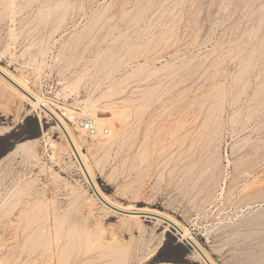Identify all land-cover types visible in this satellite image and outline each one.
Returning <instances> with one entry per match:
<instances>
[{
    "label": "rangeland",
    "instance_id": "rangeland-1",
    "mask_svg": "<svg viewBox=\"0 0 264 264\" xmlns=\"http://www.w3.org/2000/svg\"><path fill=\"white\" fill-rule=\"evenodd\" d=\"M45 61L78 100L43 95ZM0 66L58 113L117 119L94 138L67 121L111 202L215 264H264V0H0ZM54 126L0 78V264H204L105 208Z\"/></svg>",
    "mask_w": 264,
    "mask_h": 264
},
{
    "label": "bare ground",
    "instance_id": "bare-ground-1",
    "mask_svg": "<svg viewBox=\"0 0 264 264\" xmlns=\"http://www.w3.org/2000/svg\"><path fill=\"white\" fill-rule=\"evenodd\" d=\"M64 2V1H63ZM63 2H62V4H63ZM57 5H59V3L57 4ZM56 6V5H55ZM61 6H63V5H61ZM55 8H57V10H58V8H59V6L58 7H55ZM69 8V7H68ZM60 9H61V7H60ZM66 12H67V10H66ZM124 12V11H123ZM62 20V19H61ZM132 22V21H131ZM58 27V26H57ZM54 31V30H53ZM42 46V45H41ZM38 48V47H37ZM41 49V48H40ZM32 51V50H31ZM34 52V51H33ZM30 54V53H29ZM41 54V53H40ZM44 54V53H43ZM33 55V54H32ZM37 54H35V56H34V58L35 59H37V56H36ZM29 56H31V54L29 55ZM33 57V56H32ZM31 57V59L32 60H35V59H33ZM42 57V56H41ZM30 59V58H29ZM30 59V60H31ZM31 60V61H32ZM40 62H42V61H40ZM30 63V65H31V62H29ZM34 63H37V61L36 62H33V64ZM28 64V63H27ZM38 65L40 66L41 64L40 63H38ZM32 66V65H31ZM31 66H29V67H31ZM35 66H37V65H35ZM34 66V67H35ZM38 66V67H39ZM27 67H28V65H27ZM32 68H33V66H32ZM35 68H37V67H35ZM35 68H34V70H35ZM40 68V67H39ZM39 70V69H38ZM36 71H37V69H36ZM38 72V71H37ZM38 76V75H37ZM227 76V75H226ZM107 77V76H106ZM0 78L2 79V80H4L13 90H15L16 92H18L23 98H25L28 102H29V104H30V106L32 107V109L34 110V109H40L41 110V112H43V115L44 116H47V117H50V119H52V120H54L55 121V126L53 127V129H55V130H57L58 131V133H59V135H60V137L61 138H63L65 141H66V143H67V146H68V148H69V150H70V154L75 158V164H76V166H77V168H78V170L82 173V175L84 176V178H85V180H86V182H88L89 184H90V186L92 187V189H93V191H94V194L96 195V197H97V199L101 202V204L103 205V206H105V208L107 207L109 210H111L112 212H116L115 211V209L116 210H119V211H123V212H138V213H142V214H146V215H152V216H157V217H160V218H163V219H165V220H167L168 222H170L171 224H173L177 229H178V233H180V235L184 238V239H186L187 241H188V243H190L191 244V246H192V248H193V250H194V253H193V258L195 259V260H198V261H202L204 264H215V262L212 260V258L208 255V253L196 242V240L188 233V232H186L183 228H181L176 222H175V220H173V219H171L170 217H168V216H166L165 214H163V213H161V212H159V211H156V210H152V209H134L133 208V206L131 207V206H119V205H116V204H114L113 202H111L105 195H103L102 193H101V191L98 189V187L96 186V184H95V182H94V176H93V173H92V171H91V168H90V166L88 165V163H87V159H86V157H85V155H84V153L81 151V146H80V144H79V142L77 141V139L75 138V136L73 135V133H72V131H71V129H70V127H69V125H68V123H67V121H70V122H72V121H74L75 120V118H79V119H91V120H93L96 124H97V126H99V125H101L102 126V124H104V125H107V130H108V132H109V128H111V129H113V131L115 132V129H117L116 127H117V125H118V122H117V119H115L114 117H112L111 116V114L110 113H107V112H100V113H97L96 112V108L94 107V105H93V103H91V104H85V106H84V109H83V111L81 112L82 114H80V113H77V112H75V111H73V110H70L69 108H64V107H59V106H56V107H58V109H60V113H58L57 111H55L53 108H51L49 105H48V103L46 102V101H44L43 99L41 100V99H39V97L37 96V95H35L30 89H29V86H28V83H27V81H25L24 79H22V78H19V77H16V76H14L11 72H9V71H7L6 69H4L3 67H1L0 66ZM104 78V77H103ZM124 80H125V78L124 79H122V81L121 82H124ZM72 87V86H71ZM66 88V87H65ZM65 88H62L63 90V93H64V95H65V93L68 91V92H71L72 90L70 89V88H66V89H68V90H66V92H64V90H65ZM71 91H70V90ZM74 90V89H73ZM75 91V90H74ZM73 92V91H72ZM68 94V93H67ZM132 101V100H131ZM130 101V102H131ZM128 113V112H127ZM127 115H129L130 116V114L128 113ZM100 119H103V120H105L104 122H101V120ZM121 124V123H120ZM100 127V126H99ZM99 130H100V128H98ZM101 130H102V127H101ZM99 133H101V132H99ZM111 134V133H110ZM101 136V135H100ZM110 137V136H109ZM114 137V136H113ZM112 140V138L110 137L109 139H107L105 142L104 141H99L98 143L99 144H104V143H109L110 141ZM243 142V141H242ZM246 142V141H245ZM25 145L26 144H19V145H17L16 147H15V149H14V152H15V150H18V149H21V150H24L25 149ZM113 145V144H112ZM111 145V146H112ZM105 146V145H104ZM262 145H260V147H261ZM56 147V146H55ZM56 148H58V147H56ZM68 150V151H69ZM61 153V152H60ZM67 154V153H66ZM66 156H68V155H66ZM35 158L38 160V158L35 156ZM74 163V162H73ZM222 189V188H221ZM119 214V213H118ZM131 218H139V216H137V215H129ZM141 218V217H140ZM145 218H150V217H144V219ZM151 219H153V218H151ZM156 220V222H161V220L160 219H155ZM144 221V220H143ZM132 222V221H131ZM142 223V222H141ZM156 224V223H155ZM97 229V228H96ZM38 230H40L41 232V235H40V239H42V230H41V228L40 229H38ZM35 231H37V230H35ZM34 231V234L36 233ZM100 231V230H99ZM37 233H39V232H37ZM44 233V232H43ZM46 234V233H45ZM44 234V235H45ZM37 235V234H36ZM32 237H33V235H32ZM32 237H31V239H32ZM37 237V236H36ZM35 237V238H36ZM45 237H46V235H45ZM34 238V239H35ZM37 238H39V237H37ZM37 238H36V240H34L33 239V242H32V244L31 245H33V247H34V245H36L35 244V242L37 241H39V240H37ZM111 238V237H110ZM28 239H30V238H28ZM44 239L45 238H43V241H44ZM115 239V238H114ZM102 240H103V238H102ZM26 241V244H27V242H29L27 239L25 240ZM35 241V242H34ZM41 241V240H40ZM42 241V242H43ZM96 241V240H95ZM118 241V240H117ZM116 241V242H117ZM36 242V243H37ZM99 242H101V241H99ZM108 242V241H107ZM106 242V244H105V242L104 243H102L101 242V244L100 243H98L99 245H102V247L104 246L103 244H105V245H107L108 243ZM114 243H116L115 241H113ZM112 242V243H113ZM34 243V244H33ZM40 244H41V242H39ZM39 243H38V245H39ZM110 243H111V241H110ZM4 244V243H3ZM3 244H0V245H3ZM5 244H7V243H5ZM4 244V245H5ZM117 244V243H116ZM118 244H120V243H118ZM109 246H111V245H109ZM264 246V245H263ZM2 247V246H1ZM11 247V246H10ZM32 247V248H33ZM13 248H15V247H12V249ZM31 248V249H32ZM100 248V247H99ZM128 248V247H127ZM127 248H123L124 249V252H123V255H124V253H128V251H126L125 252V250L127 249ZM11 249V250H12ZM34 249V248H33ZM108 249H109V247H108ZM110 249H112L113 251H116L117 250V247H110ZM118 250H119V248H118ZM128 250V249H127ZM64 251V250H63ZM262 251H264V250H262ZM53 252V251H52ZM250 252H251V250H250ZM249 252V253H250ZM55 253V252H54ZM248 253V252H247ZM252 253V252H251ZM250 253V254H251ZM120 254V253H119ZM51 255L53 256V254L51 253ZM113 255H115V254H113ZM245 255V254H244ZM247 255V254H246ZM255 256V255H254ZM253 256V257H254ZM257 256V255H256ZM260 256V255H259ZM264 256V255H263ZM263 256H260V257H263ZM125 257L126 258H124L125 260L127 259V254H125ZM251 257V256H250ZM250 257H248L247 258V261H249V258ZM258 257V256H257ZM252 258V257H251ZM250 258V259H251ZM256 258V257H255ZM259 259V258H258ZM258 259H256L255 260V262L256 261H260V260H258ZM261 259V258H260ZM246 260V259H245ZM90 261V260H89ZM121 261H122V259H121ZM121 261L120 260H118V262H120L121 263ZM251 261V260H250ZM264 261V260H263ZM88 262V261H87ZM123 262H125V264H126V261H124L123 260ZM252 262V261H251ZM258 262H256V264H257ZM259 263H262V260H261V262H259ZM88 264V263H87ZM250 264V263H249Z\"/></svg>",
    "mask_w": 264,
    "mask_h": 264
},
{
    "label": "built area",
    "instance_id": "built-area-1",
    "mask_svg": "<svg viewBox=\"0 0 264 264\" xmlns=\"http://www.w3.org/2000/svg\"><path fill=\"white\" fill-rule=\"evenodd\" d=\"M53 48L55 47V50L58 46L56 42L53 44ZM51 45V46H52ZM49 53L47 55L48 62L50 61L52 64L55 65V56L53 50L49 49ZM47 61H45V71L43 75H41L40 80H38V87L39 90L45 95V97L51 101L58 104H65L68 101H74L78 100V95L74 92H68V96L65 98L64 93L61 92V83L56 81L54 77H52V71H51V65L48 64ZM70 122V121H68ZM71 123V122H70ZM75 125H77L80 129V131H83L87 138H94L97 136L99 129L97 124L91 120V119H75L72 121ZM107 129H102L101 134L102 135H108Z\"/></svg>",
    "mask_w": 264,
    "mask_h": 264
},
{
    "label": "water",
    "instance_id": "water-1",
    "mask_svg": "<svg viewBox=\"0 0 264 264\" xmlns=\"http://www.w3.org/2000/svg\"><path fill=\"white\" fill-rule=\"evenodd\" d=\"M115 211L117 213H120V214H124V215H137L139 217H150V218H153V219H160L161 221L167 223L168 225L172 226L175 230L178 231V229L173 225L171 224L170 222H168L167 220L163 219V218H160V217H157V216H152V215H146V214H142V213H138V212H123V211H119V210H116ZM190 244V243H189Z\"/></svg>",
    "mask_w": 264,
    "mask_h": 264
},
{
    "label": "trees",
    "instance_id": "trees-1",
    "mask_svg": "<svg viewBox=\"0 0 264 264\" xmlns=\"http://www.w3.org/2000/svg\"><path fill=\"white\" fill-rule=\"evenodd\" d=\"M10 147H11V145H10Z\"/></svg>",
    "mask_w": 264,
    "mask_h": 264
}]
</instances>
